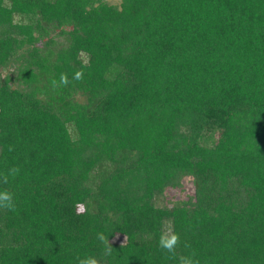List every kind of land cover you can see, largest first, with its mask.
<instances>
[{
  "label": "trees",
  "instance_id": "trees-1",
  "mask_svg": "<svg viewBox=\"0 0 264 264\" xmlns=\"http://www.w3.org/2000/svg\"><path fill=\"white\" fill-rule=\"evenodd\" d=\"M14 165L0 264H174L169 224L200 264H264V0H0ZM184 178L193 197L161 205Z\"/></svg>",
  "mask_w": 264,
  "mask_h": 264
},
{
  "label": "clouds",
  "instance_id": "clouds-1",
  "mask_svg": "<svg viewBox=\"0 0 264 264\" xmlns=\"http://www.w3.org/2000/svg\"><path fill=\"white\" fill-rule=\"evenodd\" d=\"M73 80H82L83 72L76 71L72 77ZM70 80L66 73H60L59 80L53 78L50 81L51 87L55 90L58 87H67L70 84ZM12 145L8 146V151H13ZM19 166H12L6 171L0 172V185H7L10 178L15 179L20 174ZM0 210H6L9 212L17 211V204L15 194L8 188L0 187ZM96 240L102 247L101 255L104 257H110L113 254V246L110 242L109 236L102 231L96 232ZM181 236L175 230L172 225H162L159 231L157 246L166 254L167 260L173 261L174 264H200V260L197 258L195 251L188 253H178V248L181 246ZM185 249L191 246L187 243L183 244ZM76 264H101V260L94 254H85L83 256L76 257Z\"/></svg>",
  "mask_w": 264,
  "mask_h": 264
},
{
  "label": "rangeland",
  "instance_id": "rangeland-1",
  "mask_svg": "<svg viewBox=\"0 0 264 264\" xmlns=\"http://www.w3.org/2000/svg\"><path fill=\"white\" fill-rule=\"evenodd\" d=\"M112 5L120 4L121 0H104ZM56 42H62L61 38H56ZM10 72V70H8ZM8 71H4L3 75L7 74ZM194 195V185L190 178H184L182 180L181 186L176 189H167L162 197L159 198V203L161 205L172 206L175 203L182 200H189ZM125 238L122 236H117L114 239V243L122 244Z\"/></svg>",
  "mask_w": 264,
  "mask_h": 264
}]
</instances>
